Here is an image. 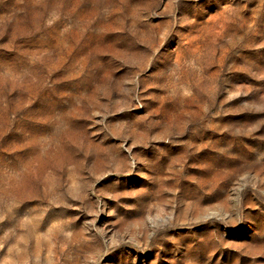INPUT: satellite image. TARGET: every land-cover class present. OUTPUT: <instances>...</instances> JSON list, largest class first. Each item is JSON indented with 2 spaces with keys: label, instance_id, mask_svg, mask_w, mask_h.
Returning a JSON list of instances; mask_svg holds the SVG:
<instances>
[{
  "label": "rangeland",
  "instance_id": "374dc122",
  "mask_svg": "<svg viewBox=\"0 0 264 264\" xmlns=\"http://www.w3.org/2000/svg\"><path fill=\"white\" fill-rule=\"evenodd\" d=\"M0 264H264V0H0Z\"/></svg>",
  "mask_w": 264,
  "mask_h": 264
}]
</instances>
